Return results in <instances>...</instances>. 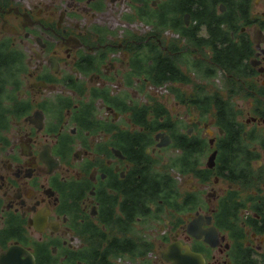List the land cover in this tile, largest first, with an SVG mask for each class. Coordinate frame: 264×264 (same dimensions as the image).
Returning <instances> with one entry per match:
<instances>
[{
  "label": "flooded vegetation",
  "instance_id": "obj_1",
  "mask_svg": "<svg viewBox=\"0 0 264 264\" xmlns=\"http://www.w3.org/2000/svg\"><path fill=\"white\" fill-rule=\"evenodd\" d=\"M0 264H264V0H0Z\"/></svg>",
  "mask_w": 264,
  "mask_h": 264
},
{
  "label": "trees",
  "instance_id": "obj_2",
  "mask_svg": "<svg viewBox=\"0 0 264 264\" xmlns=\"http://www.w3.org/2000/svg\"><path fill=\"white\" fill-rule=\"evenodd\" d=\"M207 2V0H192L193 8H200L202 5H204Z\"/></svg>",
  "mask_w": 264,
  "mask_h": 264
}]
</instances>
